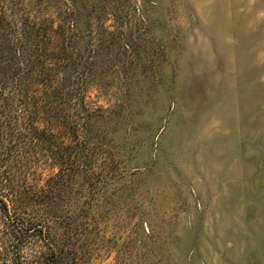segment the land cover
Returning <instances> with one entry per match:
<instances>
[{
  "label": "rangeland",
  "instance_id": "rangeland-1",
  "mask_svg": "<svg viewBox=\"0 0 264 264\" xmlns=\"http://www.w3.org/2000/svg\"><path fill=\"white\" fill-rule=\"evenodd\" d=\"M2 197L0 264H264V0H0Z\"/></svg>",
  "mask_w": 264,
  "mask_h": 264
},
{
  "label": "trees",
  "instance_id": "trees-1",
  "mask_svg": "<svg viewBox=\"0 0 264 264\" xmlns=\"http://www.w3.org/2000/svg\"><path fill=\"white\" fill-rule=\"evenodd\" d=\"M0 202L7 204L4 199H0ZM58 261H59V258L57 257V255L53 254V256H51L49 258L48 264H60V263H58ZM17 262H18V264H21V261L19 262V260H17Z\"/></svg>",
  "mask_w": 264,
  "mask_h": 264
},
{
  "label": "water",
  "instance_id": "water-1",
  "mask_svg": "<svg viewBox=\"0 0 264 264\" xmlns=\"http://www.w3.org/2000/svg\"><path fill=\"white\" fill-rule=\"evenodd\" d=\"M3 198V197H2ZM5 201H7L5 198H3ZM8 202V201H7Z\"/></svg>",
  "mask_w": 264,
  "mask_h": 264
}]
</instances>
